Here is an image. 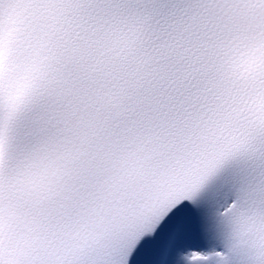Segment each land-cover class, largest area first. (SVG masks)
<instances>
[{"label":"snow or ice","instance_id":"1","mask_svg":"<svg viewBox=\"0 0 264 264\" xmlns=\"http://www.w3.org/2000/svg\"><path fill=\"white\" fill-rule=\"evenodd\" d=\"M0 264H264V0H0Z\"/></svg>","mask_w":264,"mask_h":264}]
</instances>
